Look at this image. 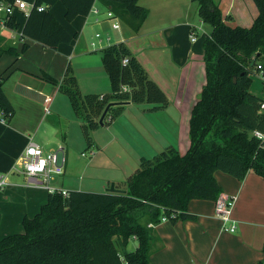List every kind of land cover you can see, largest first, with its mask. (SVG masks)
Masks as SVG:
<instances>
[{"label":"trees","instance_id":"1","mask_svg":"<svg viewBox=\"0 0 264 264\" xmlns=\"http://www.w3.org/2000/svg\"><path fill=\"white\" fill-rule=\"evenodd\" d=\"M94 1L131 31L137 32L147 19L148 9L138 0H60L65 19L88 14ZM192 1L200 20L211 29L202 43L205 84L190 111L187 151L167 146L151 157H140L115 190L71 189L66 195L48 191L39 210L22 217V231L0 236V264H151L153 227L163 216L172 223L196 218L188 212L192 199L215 201L222 191L215 171L237 180L249 171L264 178V139L254 135L255 131L264 134V100L249 92L253 63L264 54V0H252L257 15L249 27L229 25L231 16H224L215 0ZM16 17L6 21L12 28H19ZM21 31L53 49L77 35L49 8H33ZM27 47L23 42L20 50ZM5 52L16 55L17 44L0 32V55ZM100 53L110 91L82 93L69 63L58 83L81 118L87 139L91 129L100 125L98 118L107 105L104 124L118 116L128 100L152 104V110L168 105L163 89L123 41L106 44ZM124 56L128 59L122 63ZM2 84L0 76V110L7 121L14 107ZM130 236L137 245L128 250Z\"/></svg>","mask_w":264,"mask_h":264},{"label":"crops","instance_id":"2","mask_svg":"<svg viewBox=\"0 0 264 264\" xmlns=\"http://www.w3.org/2000/svg\"><path fill=\"white\" fill-rule=\"evenodd\" d=\"M144 1L148 9L146 20L150 18L152 7L157 11L155 16L158 24H155L152 31L155 33L152 51L147 53L140 45L138 47L132 44L133 39L141 36L137 34L139 30L134 32L130 28L128 30L127 26L123 30L122 22L120 31L114 29L120 37L114 42L123 41L126 44L130 52L142 63L148 76L163 89L168 105L152 110L153 106H146L144 102L138 104L128 100L122 112L108 124L103 123L92 128L89 139L82 132L81 118L74 112L60 109L59 104L62 105L65 98L61 96L62 91L58 89V83L69 63L82 93L91 91L105 94L110 91L107 71L101 59L102 54L93 52L95 50L85 41L91 36L95 25L97 28H104L103 34L109 35L108 28L111 26L105 15L97 21L93 20L97 17L94 15L90 20V14L94 13L90 9L88 14H77L65 22L64 6L61 14L50 10L68 31L76 32L77 35L72 41L61 42L53 49L25 36L24 40L17 44L16 55L7 52L0 55L2 88L14 107V114L7 121L0 120V172L8 174L7 184L0 187L2 191L0 236L22 231V217L35 214L48 193L44 187L27 183L23 174L12 171V166L15 165L28 139L34 140L26 130H34L39 138L35 141L47 150L53 149L52 143L57 142L58 138L65 139L66 144L58 141V144L64 147L66 156L64 171L59 174L62 178L56 184L50 183L67 190L103 192L101 188H107L111 181L113 186L121 184L137 167L140 157H151L167 146H174L181 153L187 151L190 144L188 133L190 111L197 101V93L205 84V66L202 57L200 60L191 61L189 51L183 55L179 47L176 31L179 23L173 16H177L181 11L178 4L182 0ZM236 1L229 0L226 8L224 0L215 1L221 12L225 9L222 14L231 16V20L236 22L235 26L241 22L239 12L233 10ZM41 2L50 9L49 0ZM94 6L98 13L104 11L95 1ZM16 14L18 23L20 16L25 19L23 14ZM256 15L248 19L250 25ZM23 20L19 23V30ZM1 34L11 42L7 29L1 30ZM23 42H27L28 47L20 50ZM109 43L111 41L107 42ZM150 54H155L154 59L149 57ZM201 74L203 81L199 82ZM45 95L51 96L48 113L42 111ZM260 98L264 100V97ZM38 108H41L42 114H38ZM47 114L54 116L52 120L54 123L51 124L52 137L39 135L42 118ZM71 136L76 138L81 146L84 145L85 138L91 148V157L81 166L83 174L78 177L76 174L73 175L78 169L73 167V162L70 163L67 156L69 148L73 147ZM9 173L12 174V178ZM214 177L221 187V193L235 199L230 215L235 223V231L230 232L223 228L222 221L215 215L214 200L192 199L188 204V212L193 213L196 218L178 219L175 223L163 220L153 227L155 241L150 252L151 264L263 263L264 178L252 171H249L242 180H237L222 171H215Z\"/></svg>","mask_w":264,"mask_h":264},{"label":"rangeland","instance_id":"3","mask_svg":"<svg viewBox=\"0 0 264 264\" xmlns=\"http://www.w3.org/2000/svg\"><path fill=\"white\" fill-rule=\"evenodd\" d=\"M215 1H219V0H215ZM49 2L51 5L50 10L52 12H55L56 14H59V12L61 14V11L63 10V5L60 3V0H49ZM138 2L140 4H142L144 7H146L144 0H138ZM142 2H144V3H142ZM95 3L97 4V6L99 8H101V10H104V11L99 12V13H91L89 16L90 20H92V17H94V15H96L100 19V17L102 15H105V12L107 10L105 7L101 6V4L98 1H95ZM224 3H225L224 8H226L229 4V0H224ZM178 5L181 8V11L178 12V14H177L178 17L176 15H174L173 19L177 23H179V25L176 27V31L178 33L177 40L180 43L179 47H180V49H182L183 55H185L187 53V51H189V55H191V57H190L191 61H196L197 59L200 60L199 58L203 56L202 43L205 39V36L210 33L209 31H210L211 27L208 23L202 22L200 20V17L197 14V3L196 2H194L192 0H182ZM93 6H94V4H93ZM94 7L96 8V6H94ZM165 8H168V7L165 6ZM233 10L235 12H237V11L239 12L240 17H241V20H240L241 26H243L244 24L250 26L248 19L251 17H254V14H257L256 13L257 11H255L256 6H255L254 2H252L251 0H246V1L245 0H240V1L237 0L234 7H233ZM151 12L152 13L150 15V18L144 22V24L140 27L139 31L137 32V34H140L141 36L139 38L133 39L131 42L132 44H136V46H138V47L140 45L141 48H144L145 52H147V53H150L152 51L151 49L154 45V40H155V35H154L155 33H152V31L155 28V24H158L156 21L157 18L155 16V12H157V11L154 10L152 7ZM224 12H225V9H223L222 13L224 14ZM62 14H63V12H62ZM22 20L23 19L20 16L19 23H21ZM64 21L67 22L66 19H64ZM227 23L231 26H235V24H236V22L232 21V20L227 21ZM245 25H244V27H245ZM125 26L126 25L123 24V30L125 29ZM108 29H109L108 33L111 36V39H110L111 42H114L116 40V38H120L116 30L112 29L111 27ZM127 29L129 30V28H127ZM103 30H105V29L101 28V27L97 28V26L95 25L94 29H92V32H91V36H90L91 38L88 36L85 40L86 43L88 44L92 38L98 39V37H94L95 36L94 34H95V32H100V37L102 38V41L99 43V46L97 48H93L95 50L93 52H96L98 54L100 53V49L102 47H104L105 44H107L105 34H103L105 32ZM151 33L153 35H151ZM192 34H193V36L196 37L195 42L191 41ZM124 35H126V34L124 33ZM158 37H159V35H158ZM88 46H90V43L88 44ZM180 53H181V50H180ZM145 56H146V54H145ZM149 57L154 59L155 54H150ZM249 79L251 81L250 86H249V92H252V94H254L255 96H259V97L263 98L264 97V87L262 86L261 82L257 78V75H255L253 72H251L249 74ZM202 81H203V75L201 74V76L199 77V82H202ZM199 93H200V91L197 93V97H198ZM61 94H62L61 96H64L65 99H64V103L62 105L59 104L60 109L61 110H69L68 112H70V113L73 112L72 106L70 105L66 94L63 92H61ZM144 103H145L144 105H146V106H153L152 104H148L147 102H144ZM38 109H39L38 114H42V111H44L43 108H42V111H41V108H38ZM51 110L54 111L53 107H51ZM17 113H19V112H17ZM17 116H18V114H17ZM43 117H45V118H42L43 121H42L41 128L39 129V135L44 134L48 137H52L51 136V131H52L51 124L54 123L52 121L54 116L51 114H49V115L47 114V116L44 115ZM45 130H48V131H45ZM26 131L29 132L30 135H32L34 140H36V141L39 140L38 135L36 136L35 133L33 132L34 130L31 129L29 131L28 130H26ZM70 139L73 143V147L69 148L67 156H68L69 162L70 163L73 162V167L75 169L76 168L78 169L76 171L77 173L74 172V174H73V175L76 174V177H78L81 174H83V172L81 171V169H82L81 166H83L84 163H86L91 157V155H90L91 148L87 145L85 138H84V145H82V146H81V144H78L77 139L74 138L73 136H71ZM58 141L62 144L63 143L66 144L65 139H63V138H58ZM58 141L52 143L53 149H55V150L58 148V145H59ZM43 149L47 150L44 147H43ZM81 152H82V154H81ZM9 176L12 178L11 173H9ZM61 178H62V175L56 176L50 182L53 184H56L59 182V180ZM111 182L109 183L107 188L103 187L101 189H103V191H106L107 189H109ZM1 192L2 191H0V195L2 196ZM129 238L130 239L128 241L127 249L128 250L134 249L137 245V240L133 236H130Z\"/></svg>","mask_w":264,"mask_h":264},{"label":"built area","instance_id":"4","mask_svg":"<svg viewBox=\"0 0 264 264\" xmlns=\"http://www.w3.org/2000/svg\"><path fill=\"white\" fill-rule=\"evenodd\" d=\"M36 8L38 10L47 9L48 6L44 3L37 2L35 0H0V32L1 30L7 29L9 31V39L14 44H19L24 40V35L22 31L18 28H12L6 22L9 18L16 13H21L27 16L30 11ZM91 10L94 13H98V9L92 6ZM105 16L107 20L110 21V26L117 31L121 30V20L118 19L110 10H106ZM94 20H98L96 17ZM94 37L90 40L91 48H97L99 43L102 41L100 37V32H95ZM107 42H110L111 36L105 34ZM196 37L191 36V40L195 41ZM127 56L122 58V63L126 62ZM253 73L257 75L258 79L264 86V54L259 55L254 61ZM127 86H123L126 89ZM44 111L49 112V102L51 101V96L45 95L43 98ZM261 110H264V101L261 103ZM0 120L5 121L2 111L0 110ZM254 135L261 139H264V134L260 131H255ZM28 143L24 147L23 151L18 155L15 165L12 166V171L19 172L23 174L26 178L27 183L44 187L49 192H61L63 195L68 193V190L62 187L53 186L50 181L56 176L64 171L66 156L64 147L58 145V148L44 150L42 145H40L35 140L31 138L28 139ZM82 154V152H81ZM8 174L0 172V187L7 184ZM235 199L232 196H227L219 193L215 199V215L222 221L223 228L230 232L235 231V223L232 220L231 210L234 205ZM163 220H168L165 216L162 217ZM264 264V260H263Z\"/></svg>","mask_w":264,"mask_h":264},{"label":"water","instance_id":"5","mask_svg":"<svg viewBox=\"0 0 264 264\" xmlns=\"http://www.w3.org/2000/svg\"><path fill=\"white\" fill-rule=\"evenodd\" d=\"M234 80H235V79H233V81H234ZM107 107H108V105H107ZM107 107L103 110L102 114H101V115L99 116V118H98V121H99L100 124L103 123L102 119H103L105 113L107 112ZM115 189H116V188L113 186V182H111L110 187H109V191H110V190H115Z\"/></svg>","mask_w":264,"mask_h":264}]
</instances>
